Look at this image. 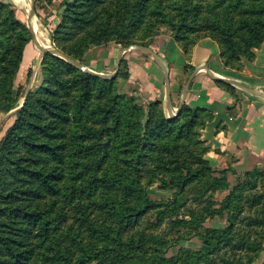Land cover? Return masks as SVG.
Returning <instances> with one entry per match:
<instances>
[{
    "label": "trees",
    "instance_id": "16d2710c",
    "mask_svg": "<svg viewBox=\"0 0 264 264\" xmlns=\"http://www.w3.org/2000/svg\"><path fill=\"white\" fill-rule=\"evenodd\" d=\"M149 2L63 0L49 36L63 56H41L42 81L29 90L0 140V264H264V166L239 173L237 186L216 201L212 193L228 188L229 170L204 157L200 129L208 114L183 104L169 117L159 100L142 105L125 97L116 88L118 77H128L124 58L113 78L67 60L80 63L101 43H135ZM174 3L172 17L160 6L150 12L164 13L187 58L196 40L207 36L223 64L239 70L264 41V0ZM9 6L0 1V111L17 105L12 80L32 38L21 20L8 15ZM110 148L121 154L119 169L102 171ZM146 159L156 165L143 183ZM88 168L97 171L86 179ZM156 180L169 198L150 197L148 186ZM68 208L86 235L71 227L60 231ZM89 209L107 213L111 223L96 226ZM150 212L155 224L167 218L171 229L191 228L198 248L179 246L168 255L176 241L142 233L123 238ZM216 216L226 224L203 228Z\"/></svg>",
    "mask_w": 264,
    "mask_h": 264
},
{
    "label": "crops",
    "instance_id": "0c3cea01",
    "mask_svg": "<svg viewBox=\"0 0 264 264\" xmlns=\"http://www.w3.org/2000/svg\"><path fill=\"white\" fill-rule=\"evenodd\" d=\"M10 1L17 17L26 19L30 29L33 21L41 26L34 0ZM60 11L57 7L46 18L56 24ZM32 46L37 47L34 39L26 45L23 59ZM124 48L121 44L91 46L81 64L114 75L124 58L128 77L117 78L123 90L143 101H161L167 116L183 104L208 114L200 138L207 147L204 157L212 167L239 173L264 166V41L253 49L251 60H242L239 70L223 64L217 43L207 36L196 40L188 58L171 38L161 47ZM32 80L30 86L35 85V76Z\"/></svg>",
    "mask_w": 264,
    "mask_h": 264
},
{
    "label": "rangeland",
    "instance_id": "374dc122",
    "mask_svg": "<svg viewBox=\"0 0 264 264\" xmlns=\"http://www.w3.org/2000/svg\"><path fill=\"white\" fill-rule=\"evenodd\" d=\"M68 1V0H67ZM72 1V0H70ZM176 0H150L149 2V10H148V18L147 23L141 27L138 32H136V38L135 43L124 45L126 47H147L152 48L154 46H163L166 42V39L171 38L174 40L173 33L171 31V26L169 21H164L165 16L163 15L165 13H170L169 15L172 17L175 14L174 2ZM5 2H8L11 4L7 8V13L9 16L17 17L16 15V7L15 5L10 1L6 0ZM63 0H34L33 8L36 12H38V21L41 23V26L34 22L33 30L37 33V37L39 41L44 46H50L51 48H55L52 41L50 40L49 36L52 30L55 28V26L58 24L59 21L56 24H52V22H49V20L46 18L49 12L52 10H55L57 7H61L60 14L62 10H64V7L62 5ZM60 5V6H59ZM156 6H160V9L162 8L163 12H150L152 9L157 8ZM18 18V17H17ZM21 20V22L24 23V25L28 28L30 31L32 38L25 44L23 49V55L25 52L26 45L31 43L33 44V33L31 29L29 28L28 23L26 22V19ZM114 44H120L116 41H109L106 43H101L99 45L105 46V45H114ZM97 46V45H96ZM123 46V45H122ZM123 46V47H124ZM56 49V48H55ZM26 53L28 55V58L23 59L19 66V69L17 73L14 75L12 80V90H13V96L17 102L16 107H18L25 99V96L29 92V90L34 89L36 86H38L42 81V69L40 65V59L38 62V56H39V50L37 47L32 46V48L27 49ZM81 64V62H80ZM127 69V68H126ZM125 70V69H124ZM35 74V75H33ZM109 75V74H108ZM35 76L34 84L33 86H30V83ZM107 78H113V77H107ZM116 88L124 93L125 97L129 98H135L137 102H139L142 105H146L149 101L154 100H147L143 101L141 98L137 97L136 95H132L131 93L123 90L120 86V84L116 83ZM99 101V99H97ZM101 102L105 101V97H102L100 99ZM15 107V108H16ZM14 109V108H13ZM12 110V109H11ZM9 111H0V140L4 136L6 130L8 127L12 124L14 121V112ZM177 114H169L168 116H175ZM97 128H100L99 124L93 125ZM111 154L103 161L101 170H108L110 172H114L115 170L119 169L120 165V158L121 154H118L115 148H110ZM92 159H89L91 161ZM156 165V162L151 159H146L144 163L141 164V174H142V182L146 183L149 178L151 177L150 171L154 168ZM221 169V168H216ZM223 169V168H222ZM229 170V169H228ZM97 170L88 168L86 172V179L90 178L92 174H94ZM230 171V170H229ZM227 173L228 178V188L226 190H217L212 193V197L217 201L220 200L228 191L235 188L238 183V174L242 172H236L232 170V173ZM153 180V179H152ZM159 182L156 180L154 181L150 186H148V192L152 199L155 200H164L170 197V192L167 190H160L158 189ZM97 195H101L100 193H97L94 198H98ZM193 207H196L197 204H193ZM68 214H67V220L62 225L61 230H67L71 227V230L74 232L75 230L82 231L81 233L87 234L84 230V226H79L75 220V214L73 212V209L68 208ZM87 213H89V219L93 221L96 226L105 227L108 224L111 223V220L107 213L101 212L96 209H89L87 210ZM154 219V213L150 212L149 214L145 215L140 222L127 229L123 234V238H128L129 236H135L138 237L139 234H145V235H159L163 238H167L170 242L176 241L177 246L170 247L168 250V255L174 254L179 246L189 247L191 249H196L200 245V239L196 233H193V230L191 228L185 227V226H178L174 229L170 228V225L167 223V218H164V220L160 224H155ZM226 224L225 217H210L206 218V220L203 223V228L205 227H219L224 226ZM100 243V242H98ZM264 247V242H263ZM263 256V253H261ZM261 256V257H262Z\"/></svg>",
    "mask_w": 264,
    "mask_h": 264
},
{
    "label": "water",
    "instance_id": "95a60500",
    "mask_svg": "<svg viewBox=\"0 0 264 264\" xmlns=\"http://www.w3.org/2000/svg\"><path fill=\"white\" fill-rule=\"evenodd\" d=\"M32 31V30H31ZM33 33V38L34 40H36L37 42V48L39 50V56H38V62H39V59L41 58V56L45 53V52H50L54 55H58V56H63L57 49L55 48H51L49 45L48 46H43L41 43H39L37 41V39L35 38V34L34 32ZM125 50L128 49V47H125L124 48ZM67 60H69L72 64H74L75 66H77L78 68H80L81 70H84L86 72H89V73H93V74H97V75H100V76H103V77H114L116 75V73L114 75H106V74H101V73H97V72H94L92 71L91 69L83 66L82 64H80L78 61H75V60H71L70 58H67ZM23 104V102L16 108L12 109L11 112H15L16 109H18L19 107H21Z\"/></svg>",
    "mask_w": 264,
    "mask_h": 264
},
{
    "label": "bare ground",
    "instance_id": "6f19581e",
    "mask_svg": "<svg viewBox=\"0 0 264 264\" xmlns=\"http://www.w3.org/2000/svg\"><path fill=\"white\" fill-rule=\"evenodd\" d=\"M33 25H34V24L32 23V29H31V30H32V32H35V31L33 30ZM35 35L37 36V33H36V32H35ZM37 38H38V37H37ZM38 41H39V39H38ZM39 43H41V42L39 41ZM41 44H42V43H41ZM42 45H43V44H42ZM43 46H44V45H43Z\"/></svg>",
    "mask_w": 264,
    "mask_h": 264
}]
</instances>
